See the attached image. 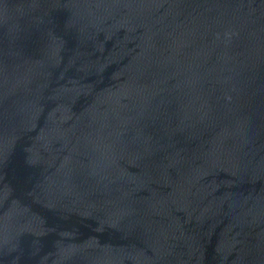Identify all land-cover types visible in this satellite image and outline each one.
<instances>
[{
  "label": "water",
  "instance_id": "water-1",
  "mask_svg": "<svg viewBox=\"0 0 264 264\" xmlns=\"http://www.w3.org/2000/svg\"><path fill=\"white\" fill-rule=\"evenodd\" d=\"M0 264H264V0H0Z\"/></svg>",
  "mask_w": 264,
  "mask_h": 264
}]
</instances>
